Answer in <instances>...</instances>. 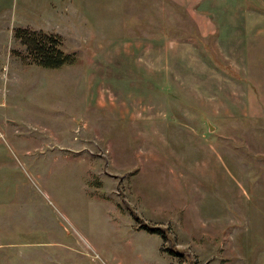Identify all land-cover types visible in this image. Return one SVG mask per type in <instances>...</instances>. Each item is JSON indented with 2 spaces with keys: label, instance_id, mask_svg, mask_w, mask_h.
Returning a JSON list of instances; mask_svg holds the SVG:
<instances>
[{
  "label": "rangeland",
  "instance_id": "rangeland-1",
  "mask_svg": "<svg viewBox=\"0 0 264 264\" xmlns=\"http://www.w3.org/2000/svg\"><path fill=\"white\" fill-rule=\"evenodd\" d=\"M0 264H264V0H0Z\"/></svg>",
  "mask_w": 264,
  "mask_h": 264
},
{
  "label": "trees",
  "instance_id": "trees-1",
  "mask_svg": "<svg viewBox=\"0 0 264 264\" xmlns=\"http://www.w3.org/2000/svg\"><path fill=\"white\" fill-rule=\"evenodd\" d=\"M13 37L16 40L18 39L20 44L24 47L27 56L26 60L30 63H34L38 67L56 69L74 61L71 55L63 53L58 48L59 40L55 35H34L30 32L15 30L13 31ZM140 227L147 232L156 234L163 239L165 238L164 234L162 235L163 232L158 228H152L141 223ZM168 252L172 254V251Z\"/></svg>",
  "mask_w": 264,
  "mask_h": 264
},
{
  "label": "crops",
  "instance_id": "crops-1",
  "mask_svg": "<svg viewBox=\"0 0 264 264\" xmlns=\"http://www.w3.org/2000/svg\"><path fill=\"white\" fill-rule=\"evenodd\" d=\"M172 1H176V0H172Z\"/></svg>",
  "mask_w": 264,
  "mask_h": 264
}]
</instances>
